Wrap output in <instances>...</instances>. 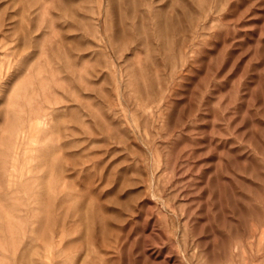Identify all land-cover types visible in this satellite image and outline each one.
Instances as JSON below:
<instances>
[{"label":"rangeland","instance_id":"1","mask_svg":"<svg viewBox=\"0 0 264 264\" xmlns=\"http://www.w3.org/2000/svg\"><path fill=\"white\" fill-rule=\"evenodd\" d=\"M0 264H264V0H0Z\"/></svg>","mask_w":264,"mask_h":264}]
</instances>
